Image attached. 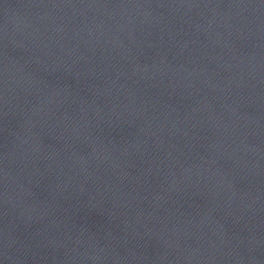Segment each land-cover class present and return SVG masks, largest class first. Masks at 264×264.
I'll return each instance as SVG.
<instances>
[{
    "label": "water",
    "instance_id": "obj_1",
    "mask_svg": "<svg viewBox=\"0 0 264 264\" xmlns=\"http://www.w3.org/2000/svg\"><path fill=\"white\" fill-rule=\"evenodd\" d=\"M0 264H264V0H0Z\"/></svg>",
    "mask_w": 264,
    "mask_h": 264
}]
</instances>
